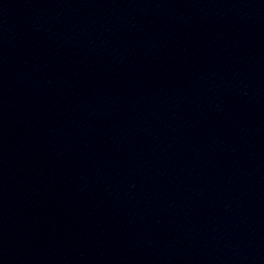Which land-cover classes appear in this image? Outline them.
<instances>
[{
	"label": "water",
	"instance_id": "1",
	"mask_svg": "<svg viewBox=\"0 0 264 264\" xmlns=\"http://www.w3.org/2000/svg\"><path fill=\"white\" fill-rule=\"evenodd\" d=\"M0 264H264V214L0 110Z\"/></svg>",
	"mask_w": 264,
	"mask_h": 264
}]
</instances>
